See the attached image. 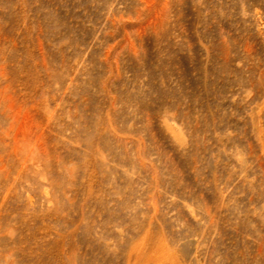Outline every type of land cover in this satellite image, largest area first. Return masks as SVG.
<instances>
[{"label":"rangeland","instance_id":"1","mask_svg":"<svg viewBox=\"0 0 264 264\" xmlns=\"http://www.w3.org/2000/svg\"><path fill=\"white\" fill-rule=\"evenodd\" d=\"M0 264H264V0H0Z\"/></svg>","mask_w":264,"mask_h":264}]
</instances>
